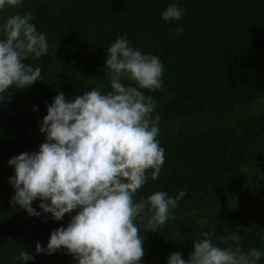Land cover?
<instances>
[{
  "label": "trees",
  "instance_id": "1",
  "mask_svg": "<svg viewBox=\"0 0 264 264\" xmlns=\"http://www.w3.org/2000/svg\"><path fill=\"white\" fill-rule=\"evenodd\" d=\"M173 3L184 10L182 19L166 22L161 14ZM17 12L33 13L49 50L24 61L40 67L43 80L13 86L0 101V264H76L63 248L35 251L76 213L56 221L39 199L32 202L39 217L11 205L15 172L8 161L39 151L47 105L60 92L70 101L93 88L111 91L105 60L120 36L164 65L163 87L140 90L156 102L151 115L160 117L165 162L158 179L149 171L134 201L156 191L173 198L186 193L164 226L146 232L147 219L137 218L145 235L140 264H167L174 252L187 260L204 232L220 248L264 253V0H22L19 8L0 10V24ZM233 233L242 239L229 240ZM23 249L34 259H17Z\"/></svg>",
  "mask_w": 264,
  "mask_h": 264
},
{
  "label": "clouds",
  "instance_id": "2",
  "mask_svg": "<svg viewBox=\"0 0 264 264\" xmlns=\"http://www.w3.org/2000/svg\"><path fill=\"white\" fill-rule=\"evenodd\" d=\"M21 5L22 0H0V10ZM183 12L173 3L161 18L178 21ZM33 19L31 12H17L0 24V101L13 86L22 90L43 80L40 67L24 62L40 59L49 50L46 35L36 30ZM173 31L179 34L183 27ZM105 67L111 91L93 88L70 101L60 92L47 105L39 129L46 137L39 151L22 152L8 161L15 172L10 178L15 189L10 203L39 217L41 211L32 206L39 199L42 212L51 213L56 221L76 213L66 227L50 234L46 248L37 242V254L63 248L76 264H140L145 235L140 234L137 218L147 219L146 232L158 229L186 194L180 191L173 198L156 191L146 200L134 201L149 171L152 180L158 179L165 162V149L157 139L160 117L151 115L156 102L140 90L163 87L164 65L158 56L142 54L120 36L107 49ZM124 79L138 87L125 86ZM203 236L192 242L187 260L174 252L167 264H257L264 255L256 248L248 253L239 246L220 248L209 238L210 232ZM228 239L239 242L242 237L233 233ZM17 259L25 262L34 256L23 249Z\"/></svg>",
  "mask_w": 264,
  "mask_h": 264
}]
</instances>
